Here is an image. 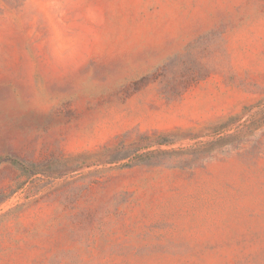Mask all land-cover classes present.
Masks as SVG:
<instances>
[{
    "label": "rangeland",
    "instance_id": "374dc122",
    "mask_svg": "<svg viewBox=\"0 0 264 264\" xmlns=\"http://www.w3.org/2000/svg\"><path fill=\"white\" fill-rule=\"evenodd\" d=\"M0 264H264V0H0Z\"/></svg>",
    "mask_w": 264,
    "mask_h": 264
},
{
    "label": "trees",
    "instance_id": "16d2710c",
    "mask_svg": "<svg viewBox=\"0 0 264 264\" xmlns=\"http://www.w3.org/2000/svg\"><path fill=\"white\" fill-rule=\"evenodd\" d=\"M158 145H167V144H171V141H165L164 143H157ZM11 163H12V165L13 166H15V167H17V168H19V169H21V170H25V167H24V165L21 163V162H19L18 160H16V159H11V160H9ZM141 162H143V161H136L135 163H130V164H128V165H125V166H128V167H131V166H134V165H137V164H140Z\"/></svg>",
    "mask_w": 264,
    "mask_h": 264
}]
</instances>
